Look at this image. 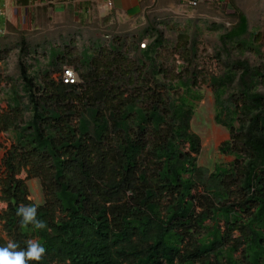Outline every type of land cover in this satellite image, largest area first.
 Returning <instances> with one entry per match:
<instances>
[{
	"label": "trees",
	"instance_id": "trees-1",
	"mask_svg": "<svg viewBox=\"0 0 264 264\" xmlns=\"http://www.w3.org/2000/svg\"><path fill=\"white\" fill-rule=\"evenodd\" d=\"M231 15L223 46L260 55L246 15ZM150 27L139 33L149 39L142 48L97 39L74 52L70 41L52 43L31 74L19 57L20 85L0 112V131L11 133L0 246L39 242L45 254L29 264H264V61L227 59L203 77L196 35L184 30L171 42L184 61L175 74L160 58L169 38ZM14 30L0 36L1 54L19 36L27 45ZM65 67L76 82L50 77ZM201 83L215 124L230 135L218 151L234 156L212 169L197 164L201 139L191 129ZM22 170L39 179L41 202L28 198ZM20 205L36 206L45 227L22 226Z\"/></svg>",
	"mask_w": 264,
	"mask_h": 264
},
{
	"label": "rangeland",
	"instance_id": "rangeland-1",
	"mask_svg": "<svg viewBox=\"0 0 264 264\" xmlns=\"http://www.w3.org/2000/svg\"><path fill=\"white\" fill-rule=\"evenodd\" d=\"M233 8L242 11L248 19L249 29L259 33L257 45L260 46V55L253 48H241L235 43L223 46L220 38L224 28L236 21V18L231 15ZM221 25L223 27H220ZM148 26L160 30L158 33H161L164 38H169V43L160 48V58L164 65L171 66L169 69L172 68L175 74H177V66L184 64V61L181 60L178 53L173 51L171 42L175 41L179 31L184 30L189 33L194 32L196 35V65L202 71L203 77L206 72L220 73L227 59L241 57L248 58L251 62H257L258 59L264 61V0H215L197 4H191L186 0H160L145 7L138 15L126 16L120 20L114 19L103 23H94L79 30L76 28L77 34H70L69 31L68 38L63 32L65 29L55 25L46 30L45 33L38 34V38L33 37L34 30L29 31L25 37L33 38L27 39L26 46L23 45L24 42H20L22 38L20 36L9 42L11 48L2 54L0 53V112L3 113L7 109L9 98L13 93L12 88L16 87L14 84L20 85L19 57L21 55L25 56L22 61L26 70L31 74L35 73L34 71L39 65L36 60L43 62L44 56L46 60L49 52L48 46L52 43L61 47L66 40L70 41L74 52L80 51L83 46H91L98 40L104 46H107L111 40H125L126 47L137 44L142 48L140 44L147 43L149 39L139 40V33ZM66 29L69 30V28ZM44 35H46V40L42 39ZM59 75V71L50 73V77L55 81H58ZM76 78L78 80L77 75ZM197 89L203 93L201 100L194 101L195 111L191 119V129L199 134L201 139V150L197 156V164L212 169L216 163L226 164L233 161L234 156L224 155L218 151V146L230 135L224 127L215 124L213 120L214 106L211 89L205 83L199 84ZM10 143L11 133L0 131V176L4 171L1 167V161ZM17 177L25 179L29 189L28 198L31 201L41 202L43 192L39 179L27 178L24 170ZM0 205L5 204L0 201ZM2 208L0 207V209Z\"/></svg>",
	"mask_w": 264,
	"mask_h": 264
},
{
	"label": "crops",
	"instance_id": "crops-1",
	"mask_svg": "<svg viewBox=\"0 0 264 264\" xmlns=\"http://www.w3.org/2000/svg\"><path fill=\"white\" fill-rule=\"evenodd\" d=\"M158 1L160 0H0V36L7 32L18 34L14 30L16 29L21 30L23 36L34 30L33 37L38 38V34L45 33L55 25L63 27L65 35L69 31L70 34H75L76 28L79 30L94 23L138 15L145 7ZM194 1L197 4L215 0ZM42 39L46 40V35Z\"/></svg>",
	"mask_w": 264,
	"mask_h": 264
},
{
	"label": "clouds",
	"instance_id": "clouds-1",
	"mask_svg": "<svg viewBox=\"0 0 264 264\" xmlns=\"http://www.w3.org/2000/svg\"><path fill=\"white\" fill-rule=\"evenodd\" d=\"M0 207L6 208L7 205ZM17 215L22 217V226L32 224L37 229L45 227L44 223L37 219L36 206L20 205ZM26 243L27 248L24 250H17L18 245L12 240H8L6 246H0V264H29V261H40L45 254V248L35 240H28Z\"/></svg>",
	"mask_w": 264,
	"mask_h": 264
},
{
	"label": "built area",
	"instance_id": "built-area-1",
	"mask_svg": "<svg viewBox=\"0 0 264 264\" xmlns=\"http://www.w3.org/2000/svg\"><path fill=\"white\" fill-rule=\"evenodd\" d=\"M191 4H196V1L192 0L189 1ZM111 2H109L110 4ZM141 47L144 46V43L140 44ZM60 78L64 83H74L77 81L76 75L74 70L71 67H65L62 69V71L60 72Z\"/></svg>",
	"mask_w": 264,
	"mask_h": 264
}]
</instances>
